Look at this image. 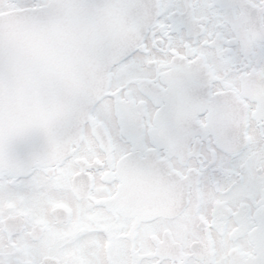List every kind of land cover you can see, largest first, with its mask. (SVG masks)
Here are the masks:
<instances>
[{"label": "snow or ice", "instance_id": "6c2138e0", "mask_svg": "<svg viewBox=\"0 0 264 264\" xmlns=\"http://www.w3.org/2000/svg\"><path fill=\"white\" fill-rule=\"evenodd\" d=\"M0 264H264V0H0Z\"/></svg>", "mask_w": 264, "mask_h": 264}]
</instances>
